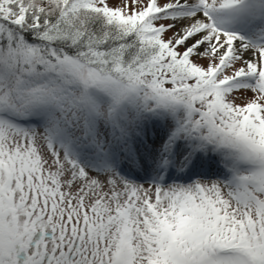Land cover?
<instances>
[{"label": "snow or ice", "instance_id": "1", "mask_svg": "<svg viewBox=\"0 0 264 264\" xmlns=\"http://www.w3.org/2000/svg\"><path fill=\"white\" fill-rule=\"evenodd\" d=\"M0 264H264V0H0Z\"/></svg>", "mask_w": 264, "mask_h": 264}, {"label": "rangeland", "instance_id": "2", "mask_svg": "<svg viewBox=\"0 0 264 264\" xmlns=\"http://www.w3.org/2000/svg\"><path fill=\"white\" fill-rule=\"evenodd\" d=\"M110 3L115 4L116 0H110Z\"/></svg>", "mask_w": 264, "mask_h": 264}]
</instances>
